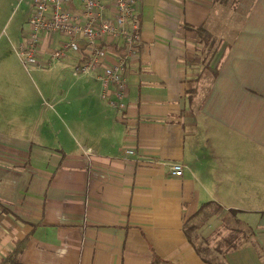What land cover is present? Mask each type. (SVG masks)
Returning a JSON list of instances; mask_svg holds the SVG:
<instances>
[{"label":"crops","instance_id":"obj_1","mask_svg":"<svg viewBox=\"0 0 264 264\" xmlns=\"http://www.w3.org/2000/svg\"><path fill=\"white\" fill-rule=\"evenodd\" d=\"M135 8L124 108L71 51L47 107L6 119L42 132L0 128V264L16 241V264H264V0Z\"/></svg>","mask_w":264,"mask_h":264},{"label":"built area","instance_id":"obj_2","mask_svg":"<svg viewBox=\"0 0 264 264\" xmlns=\"http://www.w3.org/2000/svg\"><path fill=\"white\" fill-rule=\"evenodd\" d=\"M31 4L25 34L17 45V54L26 67H51L71 51L82 55L74 66L76 76L97 74L102 84L101 97L122 109L125 107L128 83L126 65L137 52L141 34L137 0H18ZM108 12V14H107ZM58 44L50 47L49 58L42 60V42ZM116 58L109 61L113 46ZM113 93L115 98H111ZM129 152L133 150L129 149ZM182 163H173L171 172L183 173Z\"/></svg>","mask_w":264,"mask_h":264},{"label":"rangeland","instance_id":"obj_3","mask_svg":"<svg viewBox=\"0 0 264 264\" xmlns=\"http://www.w3.org/2000/svg\"><path fill=\"white\" fill-rule=\"evenodd\" d=\"M31 4L26 1L19 3L18 0H0V82L1 87L7 89L2 93L0 112H4V121L0 125L5 132H14L34 127L42 132V124H23L17 121L8 122L7 118L14 120L25 119L29 113L39 112L38 108L44 109L51 96L45 94L44 86L58 89V76L62 64L56 67H37L33 64L25 66L17 54V45L21 36L25 34V22L29 16ZM69 82L75 81L76 86L89 83L87 76L80 79L68 78ZM35 105V106H32ZM53 132V129L50 130Z\"/></svg>","mask_w":264,"mask_h":264},{"label":"trees","instance_id":"obj_4","mask_svg":"<svg viewBox=\"0 0 264 264\" xmlns=\"http://www.w3.org/2000/svg\"><path fill=\"white\" fill-rule=\"evenodd\" d=\"M23 247H24L23 241H16L15 247L9 252L3 264H16L18 262V257ZM156 261H161V260L159 258H156Z\"/></svg>","mask_w":264,"mask_h":264}]
</instances>
